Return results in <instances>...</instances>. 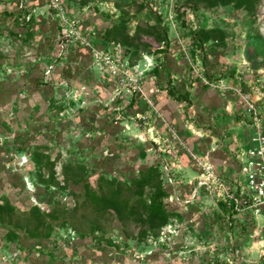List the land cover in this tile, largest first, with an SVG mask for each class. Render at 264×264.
Instances as JSON below:
<instances>
[{"label": "rangeland", "instance_id": "rangeland-1", "mask_svg": "<svg viewBox=\"0 0 264 264\" xmlns=\"http://www.w3.org/2000/svg\"><path fill=\"white\" fill-rule=\"evenodd\" d=\"M59 1L94 48L141 68L150 57L141 89L155 110L95 70L88 48L59 47L46 0H0V264H232L238 247L256 257L264 217L257 229L204 196L190 203L194 158L230 181L251 131L238 98L202 85L187 59L210 79L238 74L264 113V0ZM149 176L174 214L160 231L89 199L87 184L128 202Z\"/></svg>", "mask_w": 264, "mask_h": 264}, {"label": "built area", "instance_id": "built-area-1", "mask_svg": "<svg viewBox=\"0 0 264 264\" xmlns=\"http://www.w3.org/2000/svg\"><path fill=\"white\" fill-rule=\"evenodd\" d=\"M46 1L47 7L59 20V47L63 50L75 45L88 48L91 50L95 70L117 78L122 83L123 92L129 91V87L132 88L155 110L154 102L141 89L145 74L152 65L150 57L143 56L145 63L141 68L139 65H132L120 50L104 52L94 48L88 37L81 31L77 21L70 19L66 14L59 0ZM183 51L185 52L184 48ZM190 61L187 59L192 73L202 85L230 92L238 98L243 114V119L239 120V123L249 127L251 131L241 150L235 154L237 169L233 172L230 181L207 160L194 158L198 171L190 203L197 202L204 196L203 199L207 200V204L219 210L224 217L243 221L246 216L254 220L258 229L260 227L256 219L264 217V113L259 99L241 86L238 74L232 81L224 77L209 80ZM169 131L173 140L175 139L184 150L186 147L179 135L172 129ZM220 205H223V208ZM229 255L232 264H264V243L256 257L247 256L240 247L229 249Z\"/></svg>", "mask_w": 264, "mask_h": 264}, {"label": "trees", "instance_id": "trees-1", "mask_svg": "<svg viewBox=\"0 0 264 264\" xmlns=\"http://www.w3.org/2000/svg\"><path fill=\"white\" fill-rule=\"evenodd\" d=\"M206 78L209 80L215 79V78L210 79L207 76ZM152 180L153 177L151 178V176H149L148 178L143 177L135 181L136 185L140 188V191L136 193V196L134 198H132L129 195L128 202L131 200L129 204L127 201H124L121 202L119 205H117L115 202H112V199L110 198L106 199L102 195L101 196L97 195L94 189L90 187V185L87 184L86 187L88 190L89 199L92 200V202H95L96 205L100 206V204H102L105 200H109L106 201L108 203L107 206L111 207L115 211V213H117V216L120 219H122V215L134 217L136 223L142 227L143 232L156 231V230L160 231L164 226L168 224V222L172 218H174L173 217L174 214L168 213L164 207V199L167 197V194L161 188L160 183L157 184L155 180L154 181ZM144 186H150V189H152V191L148 194V196H146V194H144L143 192ZM7 206L10 207L9 203H7ZM220 207L223 208V205H220ZM75 209L71 211L75 212L76 211ZM0 211L3 212V208L1 206H0ZM33 211L34 209H32V212ZM50 215L52 216V214ZM35 216L36 217L38 216L39 220L42 218L41 215L40 216L35 215ZM246 219H250V218L244 216L243 221H241L240 219L233 220L229 217L226 218L227 222H233L234 224L239 222L244 223L245 221H247ZM0 223H2L1 219H0ZM246 224L255 226V222L252 219L246 222ZM26 225H28V223L24 225L25 230H26L25 228ZM250 228L252 229V227ZM36 231H37L36 227L32 228L31 233H35Z\"/></svg>", "mask_w": 264, "mask_h": 264}]
</instances>
